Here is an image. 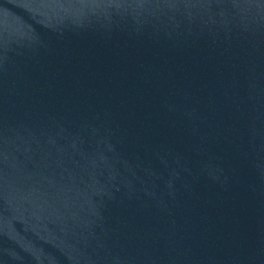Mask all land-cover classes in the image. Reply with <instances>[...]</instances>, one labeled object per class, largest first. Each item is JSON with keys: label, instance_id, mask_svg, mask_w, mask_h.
<instances>
[{"label": "water", "instance_id": "obj_1", "mask_svg": "<svg viewBox=\"0 0 264 264\" xmlns=\"http://www.w3.org/2000/svg\"><path fill=\"white\" fill-rule=\"evenodd\" d=\"M0 264H264V196L129 123L0 9Z\"/></svg>", "mask_w": 264, "mask_h": 264}]
</instances>
